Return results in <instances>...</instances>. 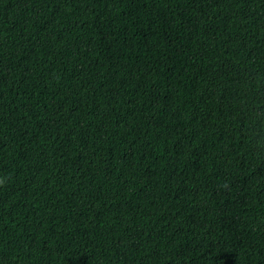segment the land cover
<instances>
[{"label": "trees", "instance_id": "16d2710c", "mask_svg": "<svg viewBox=\"0 0 264 264\" xmlns=\"http://www.w3.org/2000/svg\"><path fill=\"white\" fill-rule=\"evenodd\" d=\"M0 264H264V0H0Z\"/></svg>", "mask_w": 264, "mask_h": 264}]
</instances>
